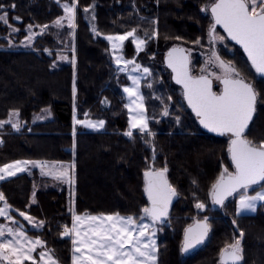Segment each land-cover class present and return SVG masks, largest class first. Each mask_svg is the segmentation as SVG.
<instances>
[{"label": "trees", "instance_id": "1", "mask_svg": "<svg viewBox=\"0 0 264 264\" xmlns=\"http://www.w3.org/2000/svg\"><path fill=\"white\" fill-rule=\"evenodd\" d=\"M213 1L0 0L4 5L0 14L7 12L8 21H0V121H8L12 113L19 118L17 131L9 124L0 127V167L14 161L73 163L76 215L119 214L138 219L145 216L143 208L149 207L144 172L166 166L165 175L177 200L163 223L157 264H222V250H231L228 246L236 240L242 249L241 264H264V205L255 215H237L235 201L247 194L244 191L223 210L214 207L212 185L224 168L235 171L228 152L230 141L200 129L164 67L166 52L178 45L201 51L192 63V70L201 66L200 72L192 71L194 76L209 77L217 57L234 67L257 92L255 117L245 136L257 144L264 141V79L231 42L228 47L234 54L223 46L214 48V36L209 34L213 21L205 12ZM74 4L75 23L70 27L65 5ZM57 20L61 25H56ZM29 29H35L37 36L30 48H23ZM133 29L145 42L140 58L152 70L153 79L149 88H143L149 128L129 137L125 135L129 113L123 88L130 81L119 72L105 38ZM124 49L126 59L136 57L131 39ZM167 107L169 116L163 120ZM46 111H51L52 120L36 123L34 118ZM74 115L81 121H103V131L75 127ZM151 143L159 152L156 159L149 149ZM0 193L4 195L0 208H10V215L28 237L40 240L58 264H71L72 244L61 232L71 225V186L33 170L0 181ZM197 203L204 205L203 213ZM21 212L41 224V229H31ZM205 218L209 240L202 250L185 258L181 251L185 230ZM38 255L37 250L35 259Z\"/></svg>", "mask_w": 264, "mask_h": 264}, {"label": "snow or ice", "instance_id": "2", "mask_svg": "<svg viewBox=\"0 0 264 264\" xmlns=\"http://www.w3.org/2000/svg\"><path fill=\"white\" fill-rule=\"evenodd\" d=\"M14 8L15 5L13 4ZM4 5L0 4V9ZM88 9H85L87 11ZM65 12L69 14V26L74 27L72 19L74 16V7L65 5ZM211 13L215 24L222 25L224 30L228 33L231 39L240 44L247 53L248 59L251 61L252 67L256 73L264 76V0H214L211 4ZM0 21L7 23V12L0 14ZM56 25H61V20H57ZM47 26H44L46 28ZM31 28V26H29ZM215 25L209 30L210 36L214 32ZM95 31V29H94ZM135 29L117 37L108 36L109 41H124L129 37H133ZM138 50L145 42L143 40L135 39ZM199 41H197L198 43ZM117 45L113 43V48ZM183 49L173 48L168 53V66L176 73L175 79L178 84L184 87V96L188 101V105L196 113L203 125L211 132H216L221 135L231 134V140L228 152L231 155L232 164L235 171L230 172L228 168L220 173L217 181L212 185L211 196L215 204H223L224 200L237 192L240 189H247L252 185L264 181V141L254 143L246 138L245 131L249 127L255 111V104L257 101V92L253 86L243 78H240L239 72L231 65H225L224 61H220L221 67L225 68L226 75L221 82L224 87L219 94L212 91L211 81L206 76L193 77L189 75L187 67V57L175 56L176 53H182ZM67 59L66 57H63ZM219 59V57H217ZM73 64L75 60L73 59ZM119 63V61H118ZM127 63H134L133 61H126ZM139 68V65H136ZM143 71L147 73L148 68ZM133 79V84L136 85L138 81ZM217 79H221L217 77ZM75 86H73V98L75 99ZM130 96L134 94L131 88H125ZM142 108V106H140ZM168 114L167 109L164 112ZM13 115H18L14 113ZM138 120L131 122V128H138L141 132L147 129V123L143 117V111L137 114ZM178 119V118H177ZM5 123L11 121H0V127ZM74 126L77 124H84L89 128L103 127L104 122L98 123L90 121H81L73 117ZM12 127L18 129L19 125L12 123ZM75 127H73V136H75ZM129 137L132 132L125 133ZM32 164L43 167L40 162L36 161H14L6 163L0 167V173L7 176H14L18 171H24L21 165ZM74 169V164L70 166ZM168 169L165 166L159 170H149L144 172L145 188L144 191L148 194V200L151 207L143 208V213L147 217H151L153 221L159 220L166 216L168 212V205L171 203L172 197L176 196V190L169 184L166 173ZM69 176L68 168L60 172L58 179H65ZM0 179H4V175H0ZM4 200L3 193H0V201ZM264 200V192H257L255 196H241L239 201L240 211H255L256 201ZM198 209L204 208L202 203H197ZM5 208H0V216L5 214ZM26 220L31 221L32 218L21 212ZM92 221H101L100 225L91 227L88 232H83V238L79 240L82 246H88L89 256L86 259L90 264H149L155 262L156 244L155 240H150V243H143L145 237V230L143 225H137L133 217H121L119 214L108 217H89ZM82 218L74 215L72 228L67 226L64 228L62 235L69 236L75 233L77 237H81L82 229L79 228V223ZM111 222V223H108ZM42 223V222H41ZM119 225V227H117ZM209 226L205 221H197L194 225H190L184 234L183 251L187 252L189 249L202 243L207 236ZM12 232L11 229L8 230ZM135 233V235L133 234ZM23 235V233H21ZM4 236V229L0 228V237ZM243 233H241V237ZM93 237H96L93 239ZM27 239V238H25ZM150 239V238H149ZM35 245H41L40 240L29 241ZM78 241L73 240L75 251H80L79 247H75ZM14 244H20L18 238L0 243V259H8L3 255V250L8 249L12 255L16 256L14 264H23V260L32 259L30 253L34 251V247L28 250L29 254H24L22 246L20 248L13 247ZM95 246V248H93ZM127 246V247H126ZM231 252L227 249L222 250L221 258L224 259L225 253L233 261L242 259L240 240H236L234 244L228 246ZM95 250V256L91 253ZM40 260L44 261L46 254L41 252ZM83 255V254H81ZM80 258L73 255V264H77ZM46 264H57V262L49 255Z\"/></svg>", "mask_w": 264, "mask_h": 264}, {"label": "rangeland", "instance_id": "3", "mask_svg": "<svg viewBox=\"0 0 264 264\" xmlns=\"http://www.w3.org/2000/svg\"><path fill=\"white\" fill-rule=\"evenodd\" d=\"M210 7H211V2L208 5L205 6V12L208 13V14H209V8ZM75 16H76V9H75V4H74V16H73V19H72V23L73 24L75 23ZM68 17H69V14L66 13L65 21L69 24V18ZM28 33H29V37L23 43V45H22L23 48H30L32 46L36 36H37V31L35 29H29ZM114 37H117V36H114ZM129 39L132 40V42H133V44L135 46V49L137 51L136 57L133 60H128L123 55V52L125 50L124 49L125 43ZM135 39L142 40L139 37H137L135 34H134L133 37H129L128 39H126V40H124L122 42L118 41V40L109 41L107 38H105V40L110 45V48H111V51H112V56H113V61L117 65V67L119 69V72L122 73L123 75H125L127 77V79L130 81V85L123 88V94H124V98L127 101L126 108L129 111V131H131L132 133L134 131H140L138 128H131L130 124L134 120H138L139 119V116L137 114L139 112H141V111H143V117H144L145 122L147 123V129L144 132H146L148 130V128H149L148 117H147L146 112H145V110H146V105H145L146 102L145 101L146 100H145V97L143 95V88H144V86H147V88H149L151 86L149 82L153 79L152 70L149 67L145 66L144 63H143L144 59L140 58V55L145 50V43L143 45H141L140 49L138 50L137 43L134 42ZM210 40L211 39L209 38L208 41H207V43H208V45H207L208 48L207 49H208L209 52H210V49H211ZM214 40H216V43H217L216 48L218 46L219 49L221 50V48L223 46L225 49H227L228 54H234L235 53V51L233 49H230L228 47L227 38L225 36L221 35L219 32H216V34L212 38V41H214ZM113 43H115L117 45L116 48H113ZM178 46L180 47V45H178ZM184 48H186V47H184ZM186 49H188L189 51H191L194 54L192 62H194L195 58L197 57V54L201 52V51H196V49L195 50L194 49H190V48H186ZM207 58L209 59L208 56H207ZM215 59H216V62L218 64V68H219V66L221 67V65H220V61L221 60L218 59L219 60L218 61L217 58H215ZM212 60L213 59H211V61ZM118 61H119V63H118ZM126 61H133L134 63H127L126 64L125 63ZM136 65H139V68H137ZM200 67L201 66H199V65L195 66V67L193 66V70L192 71L193 72H197V71L200 72ZM144 68H148L149 71L147 73H145L143 71ZM209 74L210 75L213 74V71L211 70V68L209 69ZM166 75H168V74H166ZM132 78H135L138 81V83L136 85L133 84V79ZM161 81L162 80L160 79L158 82L161 83ZM146 82H148V83L146 84ZM125 88L133 89L134 90V94L130 96L127 92L124 91ZM172 103L173 102H171L169 106H171ZM140 106H142V108ZM166 109H167L168 114L165 115L164 114L165 110H164V112L162 114L163 120H165L169 116L170 107H167ZM13 114L14 113H12V115L9 118L11 123H5V124H9V125L12 126V123H16V124L19 125L18 115H13ZM74 116L76 118V115H74ZM49 120H52L51 111H46L43 114L38 115V116H36L34 118V121L36 123H42V122H46V121H49ZM85 121H90V122H94V123H98L99 122V121H92V120H85ZM80 125H82L85 129H91V130L92 129H97V128L101 129V127L89 128V127H86L84 124H77V125H75V127H80ZM103 126H104V124H103ZM14 129L17 131L16 128H14ZM98 130H96L95 132H100V130L99 131ZM101 131H103V130H101ZM0 142H1V138H0ZM150 145H149V147H150ZM154 155L156 156L157 152L154 153ZM71 165H73V163H71L69 165H66V164H64V165H50V166L48 165V167H46L44 169H41L42 176L51 177V178L55 179V181H57L59 184H61L64 187H67L69 185L71 186V198H72L71 199V206H72V203H73V208H71V212H72V214H71V225L67 226L69 229L72 228L74 215H76L75 211H74L75 191H74V188L72 186V185H74V176H73L74 175V169L70 168ZM65 167L68 168L69 176L67 178H65V179H58L57 178L58 174L60 172L64 171ZM22 173H24V171H18L16 173V175H14V176L20 175ZM3 175L7 179H11L12 177H14V176H7L5 174H3ZM2 180L3 179H0V181H2ZM245 192L247 194H244L242 196H249V197L255 196L257 192H264V185L259 187L258 189H254V188L247 189V190H245ZM240 198H241V196L235 201L236 214L239 215V216L255 215L257 213V211H258L259 206L264 205V200H257L255 202L256 203L255 211H251V210L240 211L239 210ZM3 208H5L6 210H5V214L0 216V228L4 229V236L0 237V243H4L6 241L14 240V239L18 238L20 240V244H14L13 247L20 248L22 246V251H23L24 254H29L28 250L30 248L34 247V251H32L30 253L32 259L23 260V263L28 262L30 264H46L47 257L51 254V252H49L48 250L44 249L43 243L41 245H35V246L32 243H29V241H35V240H33L32 238L28 237V235L24 232V228H23L22 224L20 222H18V220L14 219L12 216H10V214H8V212H10V208L8 206H4ZM205 210H206L205 208L199 209V213H203ZM80 217L82 218V222L79 223V228L82 229L81 237H77L75 235V233H72L71 235L64 236V237L69 238L70 241H71V244H72L71 264H73V255H75V256L80 258L77 261V264H90V262L86 259V257H88L89 254H90L89 250H88V246L80 245L79 244V240L83 238V232H88V234L91 236L92 233L89 231V229L91 227L96 226V225H100L101 221L99 219L97 221L90 220L89 217H92V216L82 215ZM96 217H108V216H96ZM121 217H123V216H121ZM23 218H25V217L23 216ZM133 219L136 221L137 225H143L144 226L145 237H144L143 243H150V240H155V244H156L155 257H156V259H155L154 264H157L158 242H159L160 235L163 232V224L157 223V222L151 220L150 218H148L146 216H142V217H140L138 219H136V218H133ZM26 221L28 223V226L31 229L39 230L42 227V225L39 224L38 222H36V220H34L33 218L31 219V221H29V220H26ZM196 221H198V220H196ZM108 223H111V222H108ZM117 227H119V225H117ZM9 229L12 230L11 233H9V231H8ZM21 233H23V235H21ZM209 233H210V231L208 232V235H209ZM133 234L135 235V233H133ZM25 238H27V239H25ZM95 238L96 237H93V239H95ZM74 239L78 241V243H77V245L75 247H79L80 251H75V248H74V245H73V240ZM93 248H95V246H93ZM41 249L43 250V252L47 251V252H44L46 254L44 261L40 260V255H38L37 259H35L36 251L38 250L39 254H40V252H41L40 250ZM81 254H83V255H81ZM3 255L7 256L8 259H0V264H14V261L17 258L16 256L12 255V253L8 249H4L3 250ZM91 255L93 257L95 256V250L91 253ZM51 257H53V255ZM57 264H58V262H57ZM149 264H152V262H149Z\"/></svg>", "mask_w": 264, "mask_h": 264}, {"label": "water", "instance_id": "4", "mask_svg": "<svg viewBox=\"0 0 264 264\" xmlns=\"http://www.w3.org/2000/svg\"><path fill=\"white\" fill-rule=\"evenodd\" d=\"M209 14H210V16H211V18H212L213 25H215L214 32L212 33L211 36L213 37L215 31H216L217 29H219V30L225 35V37L227 38V40H228L229 42H231L232 44H234L235 46H237L239 49H241V50L243 51V53L245 54V56H246L247 59H248L247 53L244 51L243 47H242L240 44H238L235 40L231 39V37H230V36L228 35V33L224 30V28H223L222 25H217V24H215L214 18H213L212 13H211V7L209 8ZM173 48L183 49V52H182V53H176V54H174V55H175V56H183V57H187V62H188V63H187V67H188L189 75H190V76H193V77H199V76H194V75L192 74L190 53L187 51L186 48H184V47H182V46H180V47H179V46H176V47H172L171 49H169V50L166 52V54H165V56H164V67H165V69H166V70L170 73V75H171V82H172L176 87H178V88L181 90L185 105L187 106V108L189 109V111L193 114V116L195 117V119H196V121H197V123H198L200 129H201L203 132H205L206 134H208V135H210V136H212V137H215V138H218V139L229 140V141H230L231 138H232V137H231V134H224V135H221V134L216 133V132H211V131H209L207 128H205L203 125H201V124H200V120H199V118L196 116V113H195V112L192 110V108L188 105V101H187V99H186L185 96H184V91H185V90H184L183 85H182V84H178V83L176 82V79H175L176 73H174V72L172 71V68H170V67L168 66V60H169L168 53H169ZM248 61H249V63L251 64V61H250L249 59H248ZM251 66H252V65H251ZM253 69H254V68H253ZM254 70H255V69H254ZM255 72H256V71H255ZM257 74H258V73H257ZM258 75H259L261 78L264 79V76H262V75H260V74H258ZM206 77L211 81L212 91L215 92V90H214V89H215L214 81H213L211 78H209L208 76H206ZM219 84H220V86H221V92H222L224 85H223V83H222L221 81L219 82ZM256 106H257V101H256V104H255V111H254V113H253L252 120H251L250 123H249V127H250V125H251V123H252V121H253V119H254V117H255ZM249 127H248V129H249ZM248 129H246L245 134L247 133ZM245 134H244V135H245ZM229 144H230V142H229ZM149 149H150L151 153L153 154V158L156 159V158L158 157V155H159V152H158L157 148L154 146L153 143H151ZM156 152H157V155L155 156L154 153H156ZM229 157H230V161H231V164H232V160H231V155H230V153H229ZM232 166H233V168H234V165H233V164H232ZM234 170H235V168H234ZM263 185H264V181H261L260 183L255 184V185H252L251 187H249V188H247V189H250V188H258V187H261V186H263ZM247 189H240V190H238L237 192L233 193L232 195L228 196V197L224 200V203H223L222 205H221V204H215V203L213 202V200H212V203H213V205H214V207H215L216 209H218V210H223L224 207L227 205V203H228L229 201L233 200V199H234L235 197H237L240 193L244 192V191L247 190ZM146 198H147V200H148V194H147V193H146ZM176 200H177V195L174 196V197H172L171 203L168 205V212H167V215L161 217L159 220H156L155 222H157V223H161V224L165 223V221L167 220V218H168V216H169V214H170V211H171V209H172L174 203L176 202ZM148 203H149V207H151V203H150L149 200H148ZM148 218L151 219V217H148ZM151 220H152V219H151ZM209 231H210V228H209L208 232H209ZM209 236H210V233H209V235L207 234V236L204 238V241H203L202 243H200V244L196 245L195 247L189 249L187 252L183 251V246H184V240H183V245H182V250H181V251H182V255H183L185 258H188V257L194 255L195 253L199 252L200 250H202L203 247H204V246L206 245V243L208 242V240H209ZM227 252H231V250H228ZM241 261H242V260H239V261L233 262V261L228 257L227 253H225V256H224V259H223V260H222V258H221V263H222V264H241Z\"/></svg>", "mask_w": 264, "mask_h": 264}, {"label": "flooded vegetation", "instance_id": "5", "mask_svg": "<svg viewBox=\"0 0 264 264\" xmlns=\"http://www.w3.org/2000/svg\"><path fill=\"white\" fill-rule=\"evenodd\" d=\"M216 32H219V29H217L214 33V35L216 34ZM214 42V48L216 47L217 43L216 40L213 41ZM176 47V46H174ZM171 49V48H170ZM187 51L190 53V58H191V70H192V61H193V53L191 51H189L187 49ZM215 60V59H214ZM215 63V64H214ZM214 63L212 64V66L210 67L211 70L213 71V74L209 76V78H211L214 81L215 84V93L219 94L221 92V86L219 84V82L223 79V77L226 75L225 72V68L220 67L218 68V64L214 61ZM216 65V66H215ZM217 77H220L221 79H217Z\"/></svg>", "mask_w": 264, "mask_h": 264}, {"label": "crops", "instance_id": "6", "mask_svg": "<svg viewBox=\"0 0 264 264\" xmlns=\"http://www.w3.org/2000/svg\"><path fill=\"white\" fill-rule=\"evenodd\" d=\"M89 20L91 21V15L89 14ZM126 105H127V101H126ZM128 110V109H127ZM145 112H146V110H145ZM128 113H129V111H128ZM85 121V120H84ZM80 127H82L84 130H86V131H90V132H95L96 130H103L104 129V126L103 127H101V129L100 128H97V129H85L82 125H80ZM98 130V131H99ZM43 167H41V166H33L32 164H27V165H21L22 167H24V173H26V174H29L31 171H33V170H38V171H40V173H41V169H44V168H46V167H48V165L50 166V165H64V164H51V163H47V162H42V163H40ZM67 165V164H66ZM71 168V167H70ZM72 169V168H71ZM23 174V173H22ZM0 175H3V173H0ZM42 175V174H41ZM15 177V176H14ZM13 178V177H12ZM46 178H50V179H52V180H54L55 181V179H53V178H51V177H46ZM5 179H7V178H5L4 177V179L3 180H5ZM4 206H6V205H3L2 206V208L4 207ZM72 208H73V203H72ZM11 211V210H10ZM8 214H10V212H8ZM11 216V215H10ZM6 217V216H5ZM44 252H47V251H44ZM49 253V252H48ZM50 254V253H49ZM51 255V254H50ZM52 256V255H51ZM55 261H56V259L54 258V256L52 257ZM57 262V261H56Z\"/></svg>", "mask_w": 264, "mask_h": 264}, {"label": "built area", "instance_id": "7", "mask_svg": "<svg viewBox=\"0 0 264 264\" xmlns=\"http://www.w3.org/2000/svg\"><path fill=\"white\" fill-rule=\"evenodd\" d=\"M65 228V227H64ZM64 228L61 229V232H64Z\"/></svg>", "mask_w": 264, "mask_h": 264}]
</instances>
